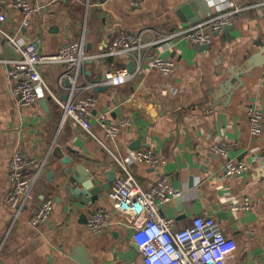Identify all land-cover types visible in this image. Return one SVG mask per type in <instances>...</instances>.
<instances>
[{
  "label": "crops",
  "instance_id": "1",
  "mask_svg": "<svg viewBox=\"0 0 264 264\" xmlns=\"http://www.w3.org/2000/svg\"><path fill=\"white\" fill-rule=\"evenodd\" d=\"M257 1L204 0L210 10L204 18L224 12L230 3ZM28 2L43 10L23 28V14L14 0H0L5 13L0 28L23 43H37L42 54L83 40L85 53L99 55L120 31L142 33L145 43L158 42L204 19L195 21L203 8L195 0ZM144 54L141 69L118 86H104L98 79L128 67V56L88 60L76 75L74 96L96 98L90 122L98 139L104 138L97 123L100 114L112 122L129 120L115 141H105L113 155L71 119L63 121L61 109L46 92L30 108L17 106L7 66L0 62V264H143L130 226L143 224L145 217L134 221L107 197L120 174L114 157L124 161L143 189L160 175L168 176L179 196L162 206L160 214L173 218L176 229L189 226L196 216L213 218L235 245L227 264H264V132L252 137L246 116L248 107L264 105V8L238 14L231 26L212 33L208 45L162 42ZM155 55L172 60L175 72L165 77L147 69L148 57ZM13 57L0 36V60ZM65 69L61 64L39 67L49 90L63 101L69 96L68 82L63 81L64 87L59 83ZM221 142L231 161L246 166L243 173L225 176V159L210 150ZM138 149L158 155L163 165L133 163L130 152ZM16 152L32 160L31 175L40 174L32 201L14 220L5 200L9 162ZM64 157L71 158L70 166L81 163L100 181L102 191L93 204L71 203L70 192L81 189L66 190ZM110 170L114 177L109 181ZM47 198L54 202L48 221L31 227L28 220ZM245 202L250 210H231L233 203ZM99 207L110 212L111 222L107 230L91 234L86 222Z\"/></svg>",
  "mask_w": 264,
  "mask_h": 264
},
{
  "label": "built area",
  "instance_id": "2",
  "mask_svg": "<svg viewBox=\"0 0 264 264\" xmlns=\"http://www.w3.org/2000/svg\"><path fill=\"white\" fill-rule=\"evenodd\" d=\"M13 6L22 11L21 25L23 28L29 27L32 18L43 10L41 6L31 5L28 0H14ZM254 7L264 8V0H258L253 4L230 3L224 12L208 15L194 26L171 32L160 38L158 42L145 43L142 33L120 31L112 37L108 49L99 55L85 53L83 40L70 41L53 54H42L37 43H23L0 28V36L15 55L13 58L0 60V62L7 66V74L13 82L12 93L17 106L30 108L46 92L61 109L63 121L71 119L88 136L96 139L111 153L105 141H115L121 128L129 125V120L119 118L112 122L107 120L105 114H100L97 123L103 131L104 138L100 140L95 136L90 118L96 98L74 96L77 90L76 75L82 65L88 60H99L105 57L120 55L130 57L135 62L133 73H130L127 67H121L115 71L106 72L102 80L104 86L121 85L129 81L141 69L145 60L144 50L151 45L177 40H186L200 46L208 45L212 33L222 32L232 25L238 14ZM4 20L5 13L0 10V26ZM44 64L66 66L59 83L62 87H64V80L69 84L66 88L69 92L67 100H60L47 87L39 72V67ZM146 67L165 77L172 75L176 69L172 60L159 55L148 57ZM246 116L249 134L252 137H258L264 132V105L248 107ZM210 150L212 154L225 159V176H236L246 170L245 165L234 163L229 159L228 148L224 142L214 144ZM114 159L120 174L115 179L107 197L115 203L117 210L134 221L145 217L143 224L130 226L131 241L137 246L143 264H227L228 256L235 245L223 234L220 224L215 219L196 216L189 226L176 229L173 218L160 214L162 206L179 196V192L170 184L168 176L160 175L148 189H143L129 172L124 161L117 157ZM129 160L152 168L164 163L158 155L143 149L130 152ZM31 164L32 160L17 152L12 155L9 162V189L5 205L13 212L14 220L19 218L23 209L34 197V186L40 173L31 175L28 172ZM53 206L54 202L51 198L44 199L28 220L30 226L38 228L44 225L53 211ZM250 209L251 205L247 202L233 203L231 206L232 211ZM110 222V212L99 207L89 215L86 227L91 234H99L108 229Z\"/></svg>",
  "mask_w": 264,
  "mask_h": 264
},
{
  "label": "water",
  "instance_id": "3",
  "mask_svg": "<svg viewBox=\"0 0 264 264\" xmlns=\"http://www.w3.org/2000/svg\"><path fill=\"white\" fill-rule=\"evenodd\" d=\"M197 4H202L203 8H199V16L195 21H199L203 19L208 12H210L207 3L204 0H195ZM187 7L183 6V10H186ZM207 47V46H205ZM203 47V48H205ZM128 71L130 73L134 72L135 62L131 61L128 65ZM104 79V74L101 75L99 82ZM61 163L67 166L64 170H62V174L66 176V190L68 188L75 189L76 187H80L81 190L70 192L71 203H79L81 205L93 204L97 199V196L102 191L100 186V181L93 177L89 170L86 169L81 163H78L74 166L71 165V158L64 157L61 159ZM52 176V173L49 174ZM114 177V170H110L108 172V180L110 181ZM180 199H177L179 201Z\"/></svg>",
  "mask_w": 264,
  "mask_h": 264
}]
</instances>
